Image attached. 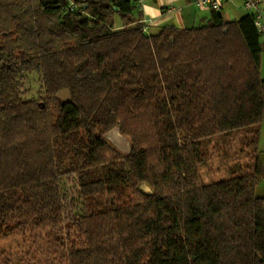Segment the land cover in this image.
Masks as SVG:
<instances>
[{"label":"trees","instance_id":"1","mask_svg":"<svg viewBox=\"0 0 264 264\" xmlns=\"http://www.w3.org/2000/svg\"><path fill=\"white\" fill-rule=\"evenodd\" d=\"M38 1L37 29L60 41L34 52L10 49L0 4V238L57 236L69 264H264L253 16L211 8L198 25L156 28L134 0ZM32 72L43 91L27 99ZM239 129L251 161L204 182L207 142Z\"/></svg>","mask_w":264,"mask_h":264},{"label":"rangeland","instance_id":"2","mask_svg":"<svg viewBox=\"0 0 264 264\" xmlns=\"http://www.w3.org/2000/svg\"><path fill=\"white\" fill-rule=\"evenodd\" d=\"M181 1L184 3V0ZM170 3L178 8L176 2L171 1ZM0 4L3 5L1 10L3 28L9 31L12 36L9 43L11 50L23 48L28 52H34L49 41H60L58 38L50 34H43L38 30L40 27V14H42L40 13L38 0H0ZM232 4L226 5L221 11L227 19L234 17L232 15L238 16L246 10L240 0L236 1V6H239V10L236 12H234ZM185 5L184 12L188 25H198L202 22V17L209 13L208 10H199L193 5ZM153 20L157 21L156 28L166 22L175 23L174 20L160 22L156 17H153ZM19 21L22 25L26 24L29 27L36 28V31L30 30L31 36L28 33H23L19 27ZM116 25H122L119 17ZM42 85L43 81L38 72L27 74L23 86L24 97L27 99L39 97L43 91ZM245 134L244 130L239 129L233 132L232 135L216 136L207 142L210 159L201 167L204 182L208 183L228 178L236 165L245 167L251 161L247 150L243 148ZM122 152L126 154L127 150H122ZM262 154L264 159V153ZM257 194L264 195V182L257 186ZM66 248L57 236L54 238L51 234L50 236L46 233L7 235L0 238V259L2 264H69Z\"/></svg>","mask_w":264,"mask_h":264},{"label":"built area","instance_id":"3","mask_svg":"<svg viewBox=\"0 0 264 264\" xmlns=\"http://www.w3.org/2000/svg\"><path fill=\"white\" fill-rule=\"evenodd\" d=\"M139 6L145 11L146 17H148L149 26H154L157 24V21L153 20L150 17L151 12L148 10V2L149 0H134ZM234 2L237 0H194L196 6L200 10H209L211 8H215L220 12L226 7L227 2ZM244 5L245 9L253 16L254 22L259 29L260 33L264 36V0H240ZM76 6L74 1L72 2V7ZM162 6L167 10L168 15H174L172 18L177 24V11H175V7L170 2L162 3ZM175 11V12H174ZM222 13V12H221ZM160 22H164V19H157ZM178 25V24H177ZM156 26V25H155Z\"/></svg>","mask_w":264,"mask_h":264},{"label":"crops","instance_id":"4","mask_svg":"<svg viewBox=\"0 0 264 264\" xmlns=\"http://www.w3.org/2000/svg\"><path fill=\"white\" fill-rule=\"evenodd\" d=\"M174 1L176 2V6L178 8L175 7V11H177V17L180 15L181 19H182V25L180 23L177 22L178 26L180 27H185L187 25L186 22V18H185V7H186V3L184 0V3H182L181 0H149L148 2V10L151 12L150 17H156L157 19H164L165 21L168 20H173L172 18L174 17V15H168L167 16V10L162 6V3H168ZM233 3V4H232ZM228 4H232V7L234 8V12H236L237 10H239V6H236V1L234 2H227ZM249 12L247 10H245V12L240 13L238 16L232 15L234 17H232L231 19H239L241 18L243 15L248 14ZM178 19V18H177ZM262 73L264 76V61H263V67H262ZM259 147L261 149V151L264 153V121L262 123V133H261V138H260V144Z\"/></svg>","mask_w":264,"mask_h":264},{"label":"water","instance_id":"5","mask_svg":"<svg viewBox=\"0 0 264 264\" xmlns=\"http://www.w3.org/2000/svg\"><path fill=\"white\" fill-rule=\"evenodd\" d=\"M67 92H68V89H65L64 91L61 92V94H66ZM108 136L119 146H126L127 144L126 136L120 132V129L118 127L111 130L108 133ZM141 189L149 194H152L154 192V190L147 183H143L141 185Z\"/></svg>","mask_w":264,"mask_h":264},{"label":"bare ground","instance_id":"6","mask_svg":"<svg viewBox=\"0 0 264 264\" xmlns=\"http://www.w3.org/2000/svg\"><path fill=\"white\" fill-rule=\"evenodd\" d=\"M177 21H178V23H180L182 25L183 22H182V19H181L180 15L178 16Z\"/></svg>","mask_w":264,"mask_h":264}]
</instances>
